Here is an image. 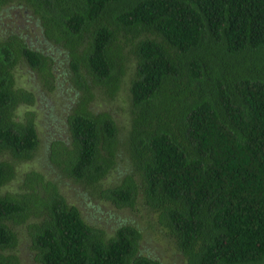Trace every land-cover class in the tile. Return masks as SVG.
I'll return each mask as SVG.
<instances>
[{
	"label": "trees",
	"instance_id": "16d2710c",
	"mask_svg": "<svg viewBox=\"0 0 264 264\" xmlns=\"http://www.w3.org/2000/svg\"><path fill=\"white\" fill-rule=\"evenodd\" d=\"M13 6L51 46L0 29V264L23 263V237L36 264H162L141 252L135 223L108 234L88 222L65 178L119 208L147 206L184 264H264V0H0ZM52 45L75 95L67 136L52 140L46 172L19 176L40 135L36 112H19L37 94L17 66L52 89ZM128 69L120 136L93 103L116 98Z\"/></svg>",
	"mask_w": 264,
	"mask_h": 264
},
{
	"label": "rangeland",
	"instance_id": "374dc122",
	"mask_svg": "<svg viewBox=\"0 0 264 264\" xmlns=\"http://www.w3.org/2000/svg\"><path fill=\"white\" fill-rule=\"evenodd\" d=\"M29 13L22 11L19 7L5 8L0 10V29L11 30L23 35L26 41L39 49L50 48V42L46 41L43 33L28 18ZM59 47L52 45L56 62L52 67L54 73L52 89L46 85L43 78L32 70L27 64H19L16 71L17 84L35 90L37 94L36 103L27 107L22 105L19 112L23 113L27 109L36 112V125L40 135V145L35 152L33 159L25 161L19 166V176L23 171L31 168L47 171L50 164L49 149L52 140L66 138V119L72 106L74 92L70 88L66 70L68 68L64 52L57 50ZM133 66V65H131ZM132 70L128 69L124 76V83L114 99H105L101 95L93 103L96 110H111L120 126V136L124 135L130 124V77ZM124 163L119 160L116 169L104 179V185L119 180L123 172ZM62 191L70 202L77 204L85 219L99 226L106 228L108 234H112L115 228L123 223L132 222L143 231L141 252L152 257L159 258L162 264H184L179 252L173 249L171 243L165 239L161 232V227L155 222V214L147 206L137 204L133 209L119 208L110 201H105L99 197L91 196L82 185L72 179H63ZM16 183V181H14ZM12 182L9 187H13ZM19 254L22 257V264H36L33 260L29 241L23 237L20 244Z\"/></svg>",
	"mask_w": 264,
	"mask_h": 264
}]
</instances>
